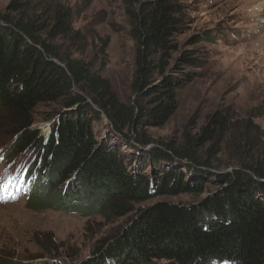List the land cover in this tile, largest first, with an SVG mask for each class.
Segmentation results:
<instances>
[{"label":"trees","instance_id":"trees-1","mask_svg":"<svg viewBox=\"0 0 264 264\" xmlns=\"http://www.w3.org/2000/svg\"><path fill=\"white\" fill-rule=\"evenodd\" d=\"M141 1L132 30V87L139 98L131 106L84 59L61 50V43L73 41L66 11L58 8L47 20L29 2L12 0L10 12L0 14V114H7L14 133L7 155H31L24 178L28 206L84 218L133 214L126 228L99 242L82 264H264V162L250 154L255 146L242 136V122L217 111L181 143L150 148L151 139L140 136L135 154L96 139L93 121L100 115L120 134L166 126L178 109V90L192 81L186 73L164 75V59L177 49L171 41L182 9L172 0ZM180 60L197 63L188 55ZM159 68L162 80L154 84ZM146 97L151 100L143 105ZM57 103L64 111L44 135L34 127V112ZM226 154L222 166L218 157ZM145 165L159 176L141 174ZM211 182L218 187L205 193ZM184 193L206 197L190 205L163 201L134 209ZM1 257L0 264H26Z\"/></svg>","mask_w":264,"mask_h":264},{"label":"rangeland","instance_id":"rangeland-1","mask_svg":"<svg viewBox=\"0 0 264 264\" xmlns=\"http://www.w3.org/2000/svg\"><path fill=\"white\" fill-rule=\"evenodd\" d=\"M20 1L29 2V7L47 20L58 8L70 14L73 41L61 43V50L84 59L95 74L108 80L122 104L131 106L138 100L139 95L132 87L136 70L132 30L142 1ZM172 1L182 9V23L171 41L177 49L164 59V64L169 65L164 75L186 73L192 77V81L184 83L177 92L176 113L164 127H142L137 131L125 130L122 134L100 115L93 121L98 143L118 146L127 154H135L141 148L135 145V140L142 135L151 139L150 148L157 144L181 143L185 133L196 134L210 116L220 111L242 122V136L255 146L250 154L255 153L256 161L264 162V0ZM11 4L12 0H0V14L10 12ZM184 55L191 56L197 63L184 65L180 60ZM177 66L180 69L174 74ZM159 70L152 80L154 84L162 80ZM150 100L146 97L143 105H148ZM61 106V103L38 106L34 112V127L47 135L52 123L59 118V112L64 111ZM12 130L7 114L1 113L0 185L10 182L12 186L0 192V259L3 256L26 264H82L89 260L99 242L112 239L126 228L133 214L122 219H107L100 215L84 218L48 208L32 210L24 182L31 155H7L14 141ZM218 158L222 166H226L227 154ZM140 173L153 178L159 176L146 165ZM217 187L211 182L205 193ZM205 197L206 194L196 193L160 197L134 205V209L163 201L190 205Z\"/></svg>","mask_w":264,"mask_h":264},{"label":"snow or ice","instance_id":"snow-or-ice-1","mask_svg":"<svg viewBox=\"0 0 264 264\" xmlns=\"http://www.w3.org/2000/svg\"><path fill=\"white\" fill-rule=\"evenodd\" d=\"M10 186H12L10 182L7 185H0V192L6 191L7 187H10Z\"/></svg>","mask_w":264,"mask_h":264}]
</instances>
